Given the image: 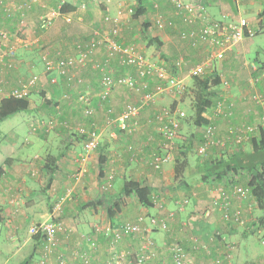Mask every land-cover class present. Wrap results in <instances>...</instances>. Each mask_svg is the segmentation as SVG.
I'll list each match as a JSON object with an SVG mask.
<instances>
[{
	"label": "crops",
	"instance_id": "crops-1",
	"mask_svg": "<svg viewBox=\"0 0 264 264\" xmlns=\"http://www.w3.org/2000/svg\"><path fill=\"white\" fill-rule=\"evenodd\" d=\"M25 1L28 0H0V29L14 31L20 15L21 28L24 29L21 45L18 46H21L17 56L18 71L6 68L5 61L0 59V80L4 91L9 90L6 83L7 87L12 84L16 86L34 75L39 77L34 85L36 89L47 77L51 84L49 102L53 101V106L65 105L62 109L71 113L81 106V117L84 115L79 96L85 92L92 94L94 113L84 116L85 119H80L82 122L78 125L86 131L95 129L100 132L101 144L98 150L87 155L84 150L87 135L67 130L60 153L47 152L42 158L36 153L30 156L17 153L12 144L0 142V264H39L43 240L40 235H33L30 228L50 218L60 220L69 233L68 236L61 233L62 244L52 255V264H127L131 259L128 254L140 245V236H125L119 244L117 260L111 262L114 244L111 229L119 223L135 222L140 215L149 214L165 216L168 222L166 231L155 228L147 232L148 237L160 244L158 261H169L171 254L167 245L179 241L190 252L195 264H264L262 235L256 233L264 232V226H261L264 211L247 186L249 177L242 175L239 178L238 183L249 194L245 198L238 197L234 193L233 183L223 180V168L216 167L217 161L234 156V151H247L242 145L229 143L225 148L214 147L213 154L207 158L192 154L193 144L200 145L199 140L195 139H203L202 128L195 127L191 121L192 105L185 110L179 104L178 109L186 112V117L179 120L182 128H189L188 138L184 139V146L179 147L180 153H173L172 160L161 170H156L150 163L151 157L166 145V138L155 121L157 106L147 105L131 117V122L128 121L129 131L120 130L116 124L109 125L108 119L120 116L140 93L119 86L111 91L106 100H101L97 94L102 73L92 65L80 72L82 77L78 75L82 83H73L72 87L67 77H70V73L78 72V69L72 68L66 73L67 77H59L56 70L46 76L39 74L40 70L46 68L45 55L53 61L61 57H78L79 43L86 44L95 33H102L110 27L111 22L105 20L106 16H111L112 21L126 29L127 39L134 29L141 27L139 20L142 17L141 28L145 32L157 29L152 23L153 16H149L156 0H139L146 12L137 17H131L127 11L133 0H36L31 6H26ZM157 1H162L164 9H170L167 3L170 0ZM202 1L213 14L236 10L232 0ZM66 3L73 10L60 12L61 6ZM263 5L264 0H245L241 4L253 28L258 25L263 28ZM173 8L174 20L165 24L166 28L159 39L168 50L182 53L183 46L177 45L166 30L172 32L181 27L187 30L191 25L176 13L174 5ZM44 15H51L49 17L52 18L50 26L45 29L39 25ZM120 37L118 35L116 39L120 41ZM250 38L242 40L215 65L216 72L231 80L230 93L236 100L234 119L221 117L214 121L218 135L223 139L230 136L232 125L246 120L253 122L264 112L250 97V93L256 89L249 84L250 65L255 61H264L261 53L257 54L256 60L247 61L251 52ZM5 46L3 44L1 47L4 49ZM198 47L204 50L203 45ZM94 55L93 60L102 61L108 56L107 47L101 45ZM111 65L117 73L124 71L116 59L111 60ZM61 79L68 88L66 93L62 91ZM259 88L264 93V86ZM176 101H173V106L177 105ZM158 104L161 101L155 105ZM32 106L35 105L30 103ZM31 142L28 138L27 144ZM233 147L237 149L232 151ZM101 155L105 159L103 163H100ZM177 167L181 168L180 174H177ZM217 173L222 175L221 179H215ZM129 181L148 187L151 199L156 195L158 202H153L151 207L142 204L135 192L125 191ZM222 186L227 189L231 202L229 217H225L224 209L212 210L211 207L212 199L218 196V189ZM69 188H72L71 195L61 200ZM185 199L188 202L182 204ZM109 211H114L112 217ZM236 214L240 215L241 220L236 219ZM94 241L96 246L92 245ZM195 245L198 247L194 248ZM59 255L61 261L57 260Z\"/></svg>",
	"mask_w": 264,
	"mask_h": 264
},
{
	"label": "built area",
	"instance_id": "built-area-1",
	"mask_svg": "<svg viewBox=\"0 0 264 264\" xmlns=\"http://www.w3.org/2000/svg\"><path fill=\"white\" fill-rule=\"evenodd\" d=\"M25 1V5L30 3ZM36 1V0H35ZM236 6L235 11H224L220 14H213L205 4L198 2L197 0H173L177 14H179L183 20L191 25L187 30L181 31V38L190 41L192 46L196 47L203 45L205 50L204 57L197 61L193 66L188 69V76L206 78L210 77L209 91L215 92L217 97H214V104L209 108L211 115V123L202 127V142L197 147V151L200 155L209 154L210 150L214 147L225 148L230 143H234L235 146L242 145L245 140L250 137V134H257L261 128L264 129V112L256 117L255 121L248 123L247 125H232L229 131L230 136L226 139L221 138L218 135V128L214 121H217L221 117L234 119L236 110V100L231 95V80L223 78L215 70V65L218 61L225 58L227 52L233 50L247 37H252L262 31L260 25L253 28L250 24L249 18L245 12L241 9V4L245 0H232ZM70 20V19H69ZM21 21V19H20ZM52 22L51 17H41L39 25L45 29L50 26ZM158 28L164 26L165 20L162 17H157L154 21ZM113 30V38L104 37L101 39V33L97 32L86 43H79L77 45L79 49V55L81 57H67L58 61L49 59L47 55L45 59L46 73H50L53 70H57L59 73H69L73 69L79 68L80 64H83L89 54H94L97 47L105 45L108 49V56L98 61V68L102 73L100 82V90L98 97L101 100H106L111 91L117 86H124L129 91H135L140 93L138 102H133L128 105L127 109L118 117L108 119L109 125H118L123 130H128L131 117L137 115L139 109L145 105H150L156 102V98L159 94L170 93L177 98L181 97L186 89V83L181 77H177L171 71L169 63L153 61L152 58L140 53L138 46L134 43L124 44L120 43L116 37L120 34L121 30L119 26H116ZM12 32L8 30H0V59L5 60L7 68H11L16 58V48L21 45V33L23 28L21 24L16 30ZM14 40V41H13ZM9 42V44H8ZM5 44L6 48L1 46ZM116 59L124 67L122 73H117V70L111 65V60ZM8 63H7V62ZM183 64H187L184 58L175 63L176 66L182 67ZM173 67V65H172ZM251 75L249 78L250 87L256 88L251 99L264 109V93L261 92L259 87L264 86V61H255L250 65ZM68 71V72H67ZM71 75V73H70ZM217 76L220 79V83H214V78ZM39 77L37 75L24 81L22 84L14 86L4 91L3 85H0V102L5 97H18L29 98L32 92V88L37 83ZM154 82V86L152 83ZM92 95L89 93L83 94L79 97V101L82 103L83 114L88 117L94 113ZM186 116L184 110L171 106L164 107L161 112L155 115V121L159 125L160 131L166 138V145H164L163 152H158L152 155L150 163L156 170H161L162 167L170 162L173 157V149L175 148V142L177 139L178 131L180 129V118ZM129 131V130H128ZM81 134H86V140L84 141L85 153H90L98 150L101 144V133L95 129L86 131V129H79ZM113 132V131H112ZM112 134H115L114 132ZM237 147H233L236 150ZM242 170L230 171L227 173L223 180L232 182L234 186V193L238 197H243L249 194V191L238 183L239 175ZM80 170L77 172L79 176ZM109 186V184H108ZM218 196L212 199V210L214 208H222L226 211L225 217H229V194L227 189L222 186L218 189ZM72 193V188L67 189L66 196L61 198L65 200L67 196ZM154 203L158 202L156 195L152 196ZM188 199H185L182 204H186ZM59 209V208H57ZM210 210V208H209ZM236 219L240 218L239 214H236ZM158 228L160 230L168 229L167 217L157 215H140L135 222H125L115 225L111 229L113 236V251L110 258L111 262L117 260L116 254L119 250L118 243L127 235L140 236L143 239V244L139 251L134 253L133 264H155L153 258L155 256V240L148 237L147 232L152 229ZM30 232L33 235H40L42 243V255L39 264H52L51 257L55 251L62 244L61 233L68 236V229L65 228L60 220L50 218L39 224H35L30 228ZM147 235V237H146ZM93 246H96V242H92ZM171 254L170 264H193L192 259L189 257L187 251L178 242H173L170 249ZM59 255L57 260H62Z\"/></svg>",
	"mask_w": 264,
	"mask_h": 264
},
{
	"label": "rangeland",
	"instance_id": "rangeland-1",
	"mask_svg": "<svg viewBox=\"0 0 264 264\" xmlns=\"http://www.w3.org/2000/svg\"><path fill=\"white\" fill-rule=\"evenodd\" d=\"M138 1L139 0H133V2L129 3L130 7L128 6L127 11L131 15V17L132 16L134 17L137 13ZM197 1L203 3L202 0H197ZM29 2L30 3L28 4V6H31V4L33 2H36V1L30 0ZM167 3L169 4L168 6H170V9L166 10V9H164V7H162L163 6L162 1H157V0L154 1L153 9H151L150 13H149V16H151V17L153 16L154 21L156 20L157 17H162L165 20L164 26L162 28H158L155 25V22L152 20L153 25L157 29H152L150 31L145 32V30H143L141 28L142 22L144 19V17H142L139 20V23H140L139 25H141V27L139 26L136 29H134V32H132V36L130 35L131 37L129 39H127V34H125V33H127L126 29H124L120 25H117L116 22L112 21L111 16L110 17L106 16L105 20L109 21V23L111 22V25H110V27L108 26L109 27L108 29H106L104 32L101 33V39H103L104 37L113 38V35H112L113 30L112 29L115 28L116 26H119V28L122 32L121 35L119 34V36H121L120 37V43H124L127 45L129 43L123 42V41H127V42H131V43L136 44L138 46V49H139L141 54L152 58L153 61H155L156 63H157V61L158 62H164L165 61L166 63H169V67H170L171 71L174 73V75L184 79V82L186 83L185 84L186 89H185L184 94L181 97L177 98L175 96H172V94H170V93H163V94H159L157 96L155 103L150 104V105H154V106L158 107L156 114L161 112L164 107H167V106L172 107L173 106L172 103L174 100H177L176 101V103H177L176 108H178V106L180 104V108L185 109V110H187V109L189 110V105L193 104L194 91L195 90H194V84H193L194 83V79H193L194 77L188 76V74H187L188 69L191 66H193L197 61L201 60L205 55V50L202 51L201 48L198 46H196L197 50H192L194 48V46H192L190 41L184 40L181 38L180 32L185 31V29L183 27H181L177 30L175 29L172 32L166 30L167 33L169 34V37L172 36L171 38L174 39L173 41H175L177 45L183 46L184 50L182 53H178L177 51L174 53L175 50L172 52L171 50H168V47H166V46L164 47L162 45H160V46L154 45V44L149 45L147 38L148 37L161 38L160 35H162V30L166 28L165 24L169 23V21L171 22L172 20H174L173 17L175 16V11H174L173 5L175 6V4H174L173 0L167 1ZM263 9H264V5H263ZM175 10H176V7H175ZM176 13H177V10H176ZM49 16H51V15H44V17H48V18H49ZM248 16L249 15H247V17ZM20 19L22 21L21 15H20L19 21L17 23V27L14 28L15 29L14 32H17L16 30L19 28L20 24L23 25V23L20 21ZM150 20H151V18H150ZM0 30H2V29H0ZM23 31H24V29H23ZM129 31H131V30H129ZM163 33H165V32H163ZM248 41L251 43V52L247 56V58H248L247 61L256 60V58L258 57L257 56L258 53H261V57L264 58V23H263L262 31L259 32L258 34H256L255 36H252L250 39H248ZM20 47L17 46V48H16V52H17L16 58L14 59L13 66L11 68H8L9 70L14 69V70L18 71V69H19V64H17L18 63L17 62V56L21 50ZM100 47H97L96 50H98ZM78 55H79V53H78ZM92 55H94V54H89L88 58L86 60H84L85 62L83 64H80L79 68H77L78 72L71 74L70 77H67L66 74L59 73L56 70L58 76L59 77H63V75L66 76L67 79L69 80L68 82L71 84L70 85L71 87H72L73 83H76V84L80 83L81 84L82 83V78H81L82 75H79V74H80V72L82 73V71L84 69H86L89 65H92V67H94L95 69H98L100 72V69L97 66L98 61L96 62L95 60H93ZM69 57H75V56H69ZM79 57H81V56L79 55ZM79 57H77V58H79ZM180 58H184V60L187 61V64H183L182 67L176 66L175 63H177L180 60ZM61 59H63V58L61 57ZM4 61L5 60H3V62ZM172 65H173V67H172ZM54 71L55 70H53L52 72H54ZM0 73H1V71H0ZM51 73H46V69L43 68L42 70H40L39 74L46 76V74L50 75ZM78 75L81 77H78ZM61 81L63 83V90L62 89H60V90H62L64 92L67 90V92H68V88L64 84L65 81L62 79H61ZM1 83H2V81L0 80V85H1ZM7 85H8V83H6V88L9 89V91L12 87H14L13 84L10 87H7ZM50 85L51 84L48 82L47 77L44 78V80L41 82V85L39 87H37L36 89L34 87L32 88L33 93L31 92V95L29 97L30 103L34 104L35 106H32L30 109H28L26 111L18 112L16 114L10 116L9 118L5 119L4 121H0V142L3 141V143L8 142L9 144H12L13 147H15L17 153H22L23 155H26V156H30V155H33L36 153V154L43 156L42 158H44L45 154L47 152H51L52 154L60 153L61 148H63V146H64V143H63L64 133L67 130L69 132H74V133H78L79 135H81V133L79 132V129H81L82 127H81V125H78V123L82 122V120L85 119L84 116L81 117L82 116L81 115V113H82L81 112V106L79 108H77L75 110V112H73V113L65 112L62 109L65 107V105L53 106V101L49 102L51 100L49 99V96H48L50 94L49 93V86ZM152 86H154L153 83H152ZM117 87H119V86H117ZM85 94H87V92H85ZM98 94H99V92H98ZM98 94H97V96H98ZM251 94L252 93H250V97H252ZM90 95H92V94H90ZM54 97L55 96H53V99H54ZM139 98H140V95L135 102H138ZM66 99L72 100L69 97H67ZM160 101H161V104L155 105L157 102H160ZM59 102L60 101H58V103ZM146 106L147 105L141 107L139 109V111L144 109V107H146ZM190 110H191V108H190ZM134 116H136V115H134ZM73 117H77V118H73ZM80 119H82V120H80ZM37 121H39V122L37 123ZM235 123H233V124H235ZM248 123H252V122L246 120V122L245 121L238 122L235 125L236 126H240V125L242 126L244 124L247 125ZM180 128H181V130L179 129V131H178V135H177V139L175 142V148L173 149V153H175V152L180 153L181 148H179V147L184 146L183 141H184V139H187L188 135H189V128H187V126L185 127V129L182 128L181 120H180ZM254 135L255 134H250V137L244 141V143L242 145V147L244 149L248 150L250 148V141L249 140ZM28 138H30L32 140L30 145L27 144ZM195 140H199V143L202 142V141H200V138H198V137ZM44 143H46L49 148ZM197 146H195L193 144L192 150L190 151L192 154H199L197 151V148H196ZM160 152H163V150H161ZM227 153L228 152L226 151L225 154H227ZM212 154H213V150L211 149L209 154L202 155V156L200 155V156L202 158H207L208 155L210 156ZM193 157H194V155H193ZM242 175H245L246 177H250V173L248 171H245V170L240 173L239 178H242ZM243 197L244 198L247 197V194ZM157 216H159V215H157ZM119 224H117V225H119ZM256 233L262 235V237H261L262 241L261 242H263V244H264V232L263 231H261V232L256 231ZM146 237H147V235H146ZM139 241H140V245H139L138 249H135L136 251H139L142 244H143L142 238H140ZM120 242L118 243V245L120 244ZM173 242H177V241H172V242L168 243L167 249H170ZM261 242H259V244ZM178 243H180V242L178 241ZM154 245H155V251H156L155 256L153 258L154 263L155 264H170L171 257H170V260L167 261L166 263H163L162 261H158V258L160 257V252H159L160 248L158 246H160V244L158 243V241L156 239H155ZM181 245L187 251L189 257L193 261V264H195L194 263L195 261H194L193 257L191 256L190 252L183 246V244H181ZM197 247H198L197 245L194 246V248H197ZM135 250H133L131 253L128 254L131 257V259L127 264H133V261L135 259V257H134Z\"/></svg>",
	"mask_w": 264,
	"mask_h": 264
},
{
	"label": "trees",
	"instance_id": "trees-1",
	"mask_svg": "<svg viewBox=\"0 0 264 264\" xmlns=\"http://www.w3.org/2000/svg\"><path fill=\"white\" fill-rule=\"evenodd\" d=\"M73 7L69 4H63L60 12L71 11ZM136 17L146 12L142 1H139V6ZM149 45H162V41L158 37H148ZM194 100L191 106V121L195 127L202 128L211 123V115L209 108L214 104L213 98L217 97L215 92L209 91L210 77L199 78L194 77ZM214 83L219 84L220 79L215 76ZM176 106H172L175 109ZM30 100L28 98L5 97L0 102V121L4 120L15 113L30 109ZM250 148L247 151H234V156L222 158L217 161V168H223V177L230 171L246 170L250 173L247 186L251 189L253 196L257 199V203L264 211V129L250 138ZM243 145V144H242ZM105 161L101 155L100 163ZM216 162V161H215ZM53 170V168H51ZM181 168L177 167V174H180ZM222 175L217 173L215 179H221ZM211 176V175H210ZM126 192H135L139 201L147 207L153 206L150 189L141 185L139 182L129 181L126 183ZM110 217L114 211H109ZM261 226H264V218L261 221Z\"/></svg>",
	"mask_w": 264,
	"mask_h": 264
}]
</instances>
